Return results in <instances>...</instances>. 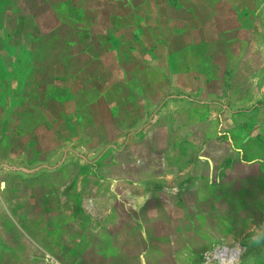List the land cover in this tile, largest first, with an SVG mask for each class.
<instances>
[{"label": "crops", "instance_id": "1", "mask_svg": "<svg viewBox=\"0 0 264 264\" xmlns=\"http://www.w3.org/2000/svg\"><path fill=\"white\" fill-rule=\"evenodd\" d=\"M146 2L0 0V264H193L202 247L210 244L193 240L204 239L196 234L194 215L166 218L165 233L162 222L140 218L143 199H157L158 178L188 172L192 180L202 169L192 155L189 166L168 167L158 144L130 142L138 127L126 126L123 103L135 96L129 86L140 83L128 77L114 55L128 52L133 38L139 41L137 48L145 46L137 54L153 51L151 46L162 53L168 50L169 55L195 52L222 36L221 29L210 24L222 17L209 14V7L216 4L211 0H181L180 9L171 0H153L155 6L167 5L163 17L153 16L154 9L148 13ZM119 5L121 14H115ZM115 19L122 24L116 29ZM204 34L209 40L201 39ZM153 67L159 69L155 63ZM148 81L149 98L159 99V80L152 76ZM7 85L12 88L4 97L18 103L8 115L1 106V87ZM66 92L73 95L70 100ZM139 96L141 102L142 97L150 102L145 91ZM181 97L185 98L175 95L170 100L172 110H179L176 101ZM160 99L150 104L156 108ZM74 111L87 119L86 124L60 126V116ZM69 133L78 135L70 140L82 151L72 165L66 164ZM234 148L237 160L200 162L208 189L217 194L227 190L226 196L241 195V182L251 187L255 180L250 172L243 175L241 168L252 170L257 149L241 142ZM147 180L154 186L142 183ZM123 181L137 189H119ZM247 193L249 199L255 198L251 189ZM100 199L106 204L103 212L97 204Z\"/></svg>", "mask_w": 264, "mask_h": 264}, {"label": "rangeland", "instance_id": "2", "mask_svg": "<svg viewBox=\"0 0 264 264\" xmlns=\"http://www.w3.org/2000/svg\"><path fill=\"white\" fill-rule=\"evenodd\" d=\"M171 2L180 9L181 0H171ZM217 2L219 6H216ZM146 3V9L149 7L148 13H153L154 9L156 12L153 16L166 15L164 13L168 10L166 4L155 6L153 0H147ZM211 3L216 4L215 7H209V14L213 17L218 13L222 18L220 22L212 21L210 24L216 31L218 28L221 29L222 36L211 39L207 47L196 48L195 52L189 54L169 55L168 50L162 53L151 46L153 51L150 49L145 53L137 54V50L145 46L137 48L139 41L133 38L128 52L114 55L115 62L120 61V68L121 64L124 65V72L128 77L140 83L137 85L133 82L129 86L130 92L135 96L128 97V101L123 103L128 116L126 126L137 124L136 127L140 128L134 130L130 142L144 141L151 143L152 146L158 144L162 147V157H167L165 162L168 167L171 164L177 167L189 166L192 155L196 162L199 161L196 163L197 167L202 169L198 174H194L192 180L190 179L192 175L188 172L174 178H164V176L158 178L160 183L156 182L159 185L155 193L157 199L154 201L153 197H147L146 200L144 198L139 216L149 223L162 222L165 233L168 229V226H165L166 218L169 219L171 216L178 218L184 213L194 215L196 234L201 235L204 241L201 238L193 240L199 242L209 240L210 244L202 247L193 264H221L216 254L223 248L229 249L230 252L238 250L237 261L232 264H264V0H211ZM120 7V5L115 7V14H121ZM134 14L135 11L130 13L131 20ZM150 19L151 17L147 20ZM114 25L116 29L122 24L120 20L115 19ZM211 31L213 32V29ZM201 39L209 40L205 34ZM152 41L151 39L150 42ZM156 41L158 43V40ZM146 47L149 50L150 47L148 45ZM160 49L165 50L164 45ZM154 63L159 69H152ZM140 67L146 69L143 71ZM118 73L122 71L119 70ZM118 73L116 72V75ZM152 76L159 80V85L156 87L161 93L156 108L150 102L159 99L148 96L150 90L148 80H151ZM1 88L3 93L1 106L8 115L18 103H10L9 99L4 97L12 87L7 85ZM143 91L146 92L150 102L143 97L141 102L139 95H142ZM65 94L67 100L73 97L68 92ZM175 95L185 97L177 99L176 103L180 105L177 111L172 110L169 104ZM112 97L108 96L109 99ZM137 97L139 98L135 99ZM67 108H70L68 104ZM73 109L74 107L71 106L70 110ZM250 111L252 114L249 113ZM132 113L137 115L133 116ZM217 114H220L219 118ZM90 118L95 120V116ZM83 121V115H75L74 111L72 115L67 113L60 116L59 124L74 127L86 124L84 122L87 119ZM241 126L245 128L240 130ZM205 128L209 132H202ZM68 136L70 138L66 139V143L70 151L66 164L72 165L74 161L80 159L82 151L75 149L70 140H74L78 135L69 133ZM239 142L243 146L249 144L252 148L255 147L258 152V156L256 155L250 163L251 171L245 170V167L241 168L243 175L250 172L248 174L255 177L252 186L249 187L246 181L241 182L242 193L239 195V192H236L234 196H226L229 194L227 190L225 195L209 190L202 168L205 166L200 162L209 159L213 163H218L219 160L228 157L237 160L239 153L235 150L234 143ZM118 145L120 146V143ZM201 145L205 148L201 149ZM155 153L157 156L158 151L155 150ZM195 153L197 155H194ZM165 162L163 160L162 169L167 167ZM119 165L120 162L115 165L117 171ZM42 171L44 172L45 169ZM119 176H122L120 172ZM147 176L153 175L147 174ZM142 183L154 186L151 180ZM118 188L137 189L132 188L125 181ZM249 189L254 199H249L247 193ZM97 204L99 210L103 212L106 205L104 199H100ZM197 211H200L199 214L196 213ZM124 217L122 214L121 218ZM238 220L242 222L237 228L241 231L234 228ZM231 255L229 253V256ZM53 264L57 262L53 261Z\"/></svg>", "mask_w": 264, "mask_h": 264}, {"label": "bare ground", "instance_id": "3", "mask_svg": "<svg viewBox=\"0 0 264 264\" xmlns=\"http://www.w3.org/2000/svg\"><path fill=\"white\" fill-rule=\"evenodd\" d=\"M229 253H231L232 255L229 256ZM216 255L221 264H232L237 261L238 250L230 252L229 249L223 248ZM228 256L229 260L226 259Z\"/></svg>", "mask_w": 264, "mask_h": 264}, {"label": "clouds", "instance_id": "4", "mask_svg": "<svg viewBox=\"0 0 264 264\" xmlns=\"http://www.w3.org/2000/svg\"><path fill=\"white\" fill-rule=\"evenodd\" d=\"M253 239H254V241H255L256 238L254 237Z\"/></svg>", "mask_w": 264, "mask_h": 264}]
</instances>
